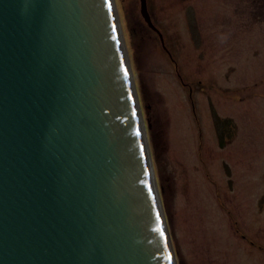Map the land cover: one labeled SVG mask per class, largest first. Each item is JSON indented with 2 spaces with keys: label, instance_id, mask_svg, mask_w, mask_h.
<instances>
[{
  "label": "water",
  "instance_id": "obj_1",
  "mask_svg": "<svg viewBox=\"0 0 264 264\" xmlns=\"http://www.w3.org/2000/svg\"><path fill=\"white\" fill-rule=\"evenodd\" d=\"M0 264H176L114 0H0Z\"/></svg>",
  "mask_w": 264,
  "mask_h": 264
},
{
  "label": "rangeland",
  "instance_id": "obj_2",
  "mask_svg": "<svg viewBox=\"0 0 264 264\" xmlns=\"http://www.w3.org/2000/svg\"><path fill=\"white\" fill-rule=\"evenodd\" d=\"M148 4L183 83L192 84L191 101L159 40L138 16L136 1L115 0L176 263L264 264V59L248 72L243 67L247 42L258 57L264 54V0H208L203 6L202 19L219 30L222 19L235 14L240 29L247 22L243 16L255 21L249 32L233 37L239 65L224 62L205 77L201 66L186 63L190 38L199 45L200 37L193 29L188 34L194 17L183 1ZM219 84L239 91L238 112L227 94L217 98ZM228 117L238 123L236 130Z\"/></svg>",
  "mask_w": 264,
  "mask_h": 264
},
{
  "label": "flooded vegetation",
  "instance_id": "obj_3",
  "mask_svg": "<svg viewBox=\"0 0 264 264\" xmlns=\"http://www.w3.org/2000/svg\"><path fill=\"white\" fill-rule=\"evenodd\" d=\"M184 3L185 11H188L191 16L194 17L193 22L188 21L186 29H188V34L190 35L191 30H196L195 36L200 37V44L197 45L194 41L189 40L188 42V52L186 55V63L195 65L194 67L201 66L204 70V77L208 76L211 71H215L216 68L223 64L224 62H228L230 64L238 63L237 61L233 60V53H234V42L233 37L240 31L243 30L242 33H247L251 30V27L249 25H254L255 21L252 16H243V19H246V24H243V28L240 29V17L235 14L230 17H224L220 22L221 29L219 30L218 27L214 25L206 24L205 20L202 19L203 6L208 5V0H182ZM222 3H225L227 0H220ZM233 2H237V0H231ZM247 2H250V0H247ZM190 16V17H191ZM192 19V18H191ZM231 40V47H227L229 45V41ZM237 42H235V45ZM246 54L243 55V60L246 62L243 67L248 72L250 71V67L254 66L255 60H262L264 59V54L258 55L255 54L254 51H257L252 43H246ZM217 51H221V53L217 54ZM205 62V64L201 65L202 62ZM229 65V64H228ZM239 65V63H238ZM229 70L226 71V74ZM224 79V77H222ZM206 81V80H204ZM208 81V80H207ZM216 81L217 83L220 82V80H211ZM200 83V81H199ZM192 85V84H191ZM220 84L218 86V89L216 90V93L218 95L217 98H224L225 94L226 101L229 99L231 101H234L235 105V111L238 112L239 107L235 104L236 100L239 98V91L237 89H229L228 91H224L223 88H220ZM191 93V91H189ZM191 97V94H190ZM236 116V113L234 112V117ZM226 118L222 119V126L223 129H228L229 125L226 123ZM228 122L231 124V127L233 130H236L238 128V123L235 119L228 117ZM252 242L250 241V244Z\"/></svg>",
  "mask_w": 264,
  "mask_h": 264
},
{
  "label": "snow or ice",
  "instance_id": "obj_4",
  "mask_svg": "<svg viewBox=\"0 0 264 264\" xmlns=\"http://www.w3.org/2000/svg\"><path fill=\"white\" fill-rule=\"evenodd\" d=\"M139 134V133H138ZM158 231L161 232V234L163 235V230L162 229H158ZM169 260H171V256H169Z\"/></svg>",
  "mask_w": 264,
  "mask_h": 264
},
{
  "label": "bare ground",
  "instance_id": "obj_5",
  "mask_svg": "<svg viewBox=\"0 0 264 264\" xmlns=\"http://www.w3.org/2000/svg\"><path fill=\"white\" fill-rule=\"evenodd\" d=\"M115 1V0H114Z\"/></svg>",
  "mask_w": 264,
  "mask_h": 264
}]
</instances>
